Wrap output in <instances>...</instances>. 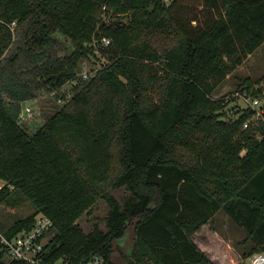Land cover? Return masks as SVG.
<instances>
[{"label":"trees","instance_id":"obj_1","mask_svg":"<svg viewBox=\"0 0 264 264\" xmlns=\"http://www.w3.org/2000/svg\"><path fill=\"white\" fill-rule=\"evenodd\" d=\"M178 1L0 0V204L19 189L36 206L9 236L39 212L53 220L46 262L117 264L133 224L124 264H217L192 236L221 209L252 240L244 254L264 252V119H226L213 95L264 43V0H206L203 19L176 16ZM103 37L110 61L83 78ZM72 80V97L46 101L31 131L25 102ZM124 185L122 203L111 189ZM99 197L107 229L86 231L78 219Z\"/></svg>","mask_w":264,"mask_h":264},{"label":"rangeland","instance_id":"obj_2","mask_svg":"<svg viewBox=\"0 0 264 264\" xmlns=\"http://www.w3.org/2000/svg\"><path fill=\"white\" fill-rule=\"evenodd\" d=\"M205 3L206 0H179L173 5L172 11L180 18L188 19L194 15H199L202 16L203 19L209 13L207 8H205ZM107 14L108 13H105L104 19L106 22H111L114 18L111 17L110 14ZM193 23L195 24L197 21ZM92 46L94 48V53L90 55L91 57L89 60H85L82 70L93 74L110 61V56H107L101 49L102 46L108 45H104L101 42L96 44L93 42ZM75 83L76 81L74 80L69 81L58 90L48 91L40 97L27 100L24 104L23 112L27 106H31L33 108V115H27V117L22 118L25 120L26 126L31 131L35 130L39 124L44 121L42 109L47 103L46 101L52 99L56 102L58 101V103L66 102V97H62L69 95L68 93L73 90V87L76 85ZM249 84L251 85L250 87ZM213 95L215 98L222 97L227 102L224 110V117L226 119L238 116L239 113L245 109H253L255 111L252 119L253 121H257L259 118L264 119V112L259 114V111H264V43L251 53L234 72L228 75L224 82L215 90ZM60 98H62V100H60ZM254 100H258L259 103L254 104ZM242 152L245 153L246 148ZM4 184H6V181L0 178L1 187ZM111 192L122 203H124L125 198L130 195V190L126 185L111 189ZM109 210L110 205L108 201L105 198L99 197L92 207L78 219V222L86 231L91 230L95 223H98L101 228L106 230L107 225L105 217L109 213ZM35 211L36 206L26 194L19 189H13L10 199L0 204V227L6 230L18 218L31 215ZM203 225L196 232L200 231L199 236L201 237H205L203 236L205 231L206 233L207 231H211V233L215 235L214 237H208L209 235L205 234L206 240H209L208 245L214 248L213 250L218 256L221 255L223 258L228 259L227 264H250L251 256L245 255L244 252L250 251L252 248V240H245L247 233L244 228L223 209H221L207 225ZM196 232H194L193 235ZM52 235L53 234L47 235L46 242L51 239ZM134 236V226L131 224L128 227L127 234L120 240L119 246L114 253L113 258L117 264L125 263V254L131 249L134 243ZM216 237L225 241L224 243H227L231 251L230 259L228 257V251L225 249L226 244L221 246V243L218 242Z\"/></svg>","mask_w":264,"mask_h":264},{"label":"built area","instance_id":"obj_3","mask_svg":"<svg viewBox=\"0 0 264 264\" xmlns=\"http://www.w3.org/2000/svg\"><path fill=\"white\" fill-rule=\"evenodd\" d=\"M166 5H171L175 0H160ZM102 43L109 45L111 38L103 37L101 40L97 39L94 43ZM94 74V73H93ZM92 73L88 71H82L80 75L83 78H89ZM75 84H77V80ZM63 87V86H62ZM68 96H64L65 100H68L73 95V90L68 93ZM70 96V97H69ZM60 98V100H62ZM259 103L258 100H254V104ZM264 111H259V114ZM33 115V108L27 106L22 113V118ZM250 121L246 122V126ZM1 188V185H0ZM53 226V220L44 213L36 215L35 222L30 230L19 232L13 236L7 235L6 231L0 227V254L6 261L13 260H25L31 264H70L69 261L61 258L55 262H46L43 258V249L46 245V237L50 228ZM105 261L102 256H94L89 261H84L79 264H103ZM250 264H264V252H255L250 257Z\"/></svg>","mask_w":264,"mask_h":264},{"label":"crops","instance_id":"obj_4","mask_svg":"<svg viewBox=\"0 0 264 264\" xmlns=\"http://www.w3.org/2000/svg\"><path fill=\"white\" fill-rule=\"evenodd\" d=\"M205 225H207V223H205L203 226H205ZM205 234H208L209 236L208 237H211V236H215L214 234H212L211 233V231H207V233H206V231L204 232V235L203 236H205V237H201V236H199L200 235V231H198V232H196L192 237H193V239L197 242V244L210 256V258L212 259V260H214L217 264H227V262H228V259H225V258H223L221 255L220 256H218L215 252H214V248L212 247V246H209L208 245V241L209 240H206V235ZM217 238V237H216ZM217 240H218V242H220L221 244V246L222 245H224V244H226V246H225V249H226V251H228V257H229V259H230V249L228 248V246H227V243H224L225 241H223L222 239H219V238H217Z\"/></svg>","mask_w":264,"mask_h":264}]
</instances>
